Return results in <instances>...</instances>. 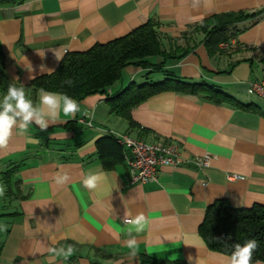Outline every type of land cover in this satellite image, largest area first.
<instances>
[{
	"label": "crops",
	"instance_id": "crops-1",
	"mask_svg": "<svg viewBox=\"0 0 264 264\" xmlns=\"http://www.w3.org/2000/svg\"><path fill=\"white\" fill-rule=\"evenodd\" d=\"M229 11L259 14L236 23L225 52L210 56L204 34L193 27ZM149 20L157 23L163 49L187 43L189 51L166 59L163 71L126 66L124 77L81 99L74 118L61 111L46 131L35 124L24 135L13 129L7 149L0 150V184L5 186L2 173L14 169L10 192L0 197V224L7 226L0 231V264H49L47 249L67 245L75 253L55 264H228L231 255L211 250L198 229L216 199L232 207L264 205V101L247 92L249 82L264 77V0H25L0 5V101L8 85L16 83L39 104L30 82L56 68L61 59L55 55L106 43ZM162 60L147 57L152 64ZM168 74L219 87L250 107L167 89L131 109L133 126L110 112L107 97L130 82H157ZM85 111H94V117L82 115ZM81 116L91 125L79 122ZM108 133L176 142L186 161L159 166L155 181L130 184L124 158L105 168L98 157L95 140ZM29 136L40 142H30ZM205 154L210 155L208 165H197L194 159ZM96 171L107 181L103 191L93 192L82 180ZM64 172L69 182L57 185L55 175ZM139 213L149 225L133 233L138 241L133 258L124 243V221ZM143 257L149 260L142 262Z\"/></svg>",
	"mask_w": 264,
	"mask_h": 264
},
{
	"label": "trees",
	"instance_id": "trees-1",
	"mask_svg": "<svg viewBox=\"0 0 264 264\" xmlns=\"http://www.w3.org/2000/svg\"><path fill=\"white\" fill-rule=\"evenodd\" d=\"M25 0H0V5L18 4ZM259 13L222 12L203 19L193 27L194 32L204 34L203 44L210 56L223 54L225 49L219 44L229 39L236 31V23L253 18ZM157 23L149 20L132 29L130 32L106 43H95L83 51H67L56 68L46 74L33 78L30 82L32 91L44 88L48 91L65 93L79 102L85 96L102 92L115 81L121 79L123 69L134 64L154 71H163L166 59L176 53L179 57L186 54L190 47H170L163 49ZM159 55L163 60L152 64L147 57ZM3 57L0 53V88H4ZM72 81L71 86L66 83ZM174 89L190 94H202L216 103L228 102L236 107L249 108L228 95L225 91L203 81L186 82L173 75L157 82L135 84L130 82L126 87L106 98L110 112L125 119L129 126L135 122L131 117V109L157 92ZM98 157L105 168H110L116 161H123V147L111 133L95 140ZM14 169L2 173L6 186V195L10 192V178ZM199 234L206 245L218 252L231 255L234 245H243L249 239L258 242L253 253V262H264V205L255 203L250 207H232L225 199H216L206 207L204 218L199 225ZM146 257L142 262L147 261Z\"/></svg>",
	"mask_w": 264,
	"mask_h": 264
},
{
	"label": "clouds",
	"instance_id": "clouds-1",
	"mask_svg": "<svg viewBox=\"0 0 264 264\" xmlns=\"http://www.w3.org/2000/svg\"><path fill=\"white\" fill-rule=\"evenodd\" d=\"M40 55V54H39ZM57 60L62 56L55 55ZM19 79L18 77L16 78ZM70 86L72 81H67ZM39 104H34L28 98L23 86L17 87L16 83H10L2 101H0V150L7 149L13 136V129L18 128L19 134L28 133L29 125L39 126L41 131H46L49 125L56 124L60 119V113L65 117H75L81 112L80 103L65 93L48 91L40 88L38 91ZM82 115L89 119L94 117V111H85ZM29 141L39 143L40 140L29 136ZM57 185H65L69 182L68 173H57L54 177ZM107 181L102 171L90 172L84 176L82 185L89 191H103L102 185ZM6 193V186L0 184V197ZM126 235L125 246L130 250L129 255L136 257L138 253V241L133 233H142L149 225V219L143 213L125 219ZM7 226L0 224V231H6ZM255 239L245 241L243 245L237 243L229 258L228 264H253V253L258 248ZM49 264H55L57 258L69 259L76 251L73 245L49 247ZM190 259V257H189ZM259 264V262H257Z\"/></svg>",
	"mask_w": 264,
	"mask_h": 264
},
{
	"label": "built area",
	"instance_id": "built-area-1",
	"mask_svg": "<svg viewBox=\"0 0 264 264\" xmlns=\"http://www.w3.org/2000/svg\"><path fill=\"white\" fill-rule=\"evenodd\" d=\"M228 41L221 42L220 48H227ZM247 92L258 96L264 101V77L248 83ZM79 122L90 126V121L84 117L77 118ZM124 149V160L129 172V183H145L157 180L158 168L161 165L177 166L186 161L181 155V145L176 142L147 141L129 135H114ZM210 155L205 154L195 158L197 165L206 167Z\"/></svg>",
	"mask_w": 264,
	"mask_h": 264
},
{
	"label": "rangeland",
	"instance_id": "rangeland-1",
	"mask_svg": "<svg viewBox=\"0 0 264 264\" xmlns=\"http://www.w3.org/2000/svg\"><path fill=\"white\" fill-rule=\"evenodd\" d=\"M122 77H124V75H123ZM126 84H127V83H126Z\"/></svg>",
	"mask_w": 264,
	"mask_h": 264
}]
</instances>
